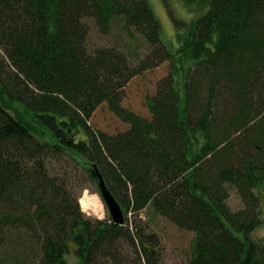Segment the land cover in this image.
<instances>
[{
    "label": "trees",
    "instance_id": "obj_1",
    "mask_svg": "<svg viewBox=\"0 0 264 264\" xmlns=\"http://www.w3.org/2000/svg\"><path fill=\"white\" fill-rule=\"evenodd\" d=\"M182 2L205 9L171 50L148 0H0V264H155V234L129 224L131 210L193 231L188 264H264L251 237L263 221L264 0ZM89 20L124 31L121 48L91 49ZM164 61L150 116L124 107L128 81ZM103 102L125 130L93 127ZM94 167L122 225L78 205L82 182L99 192Z\"/></svg>",
    "mask_w": 264,
    "mask_h": 264
},
{
    "label": "rangeland",
    "instance_id": "obj_2",
    "mask_svg": "<svg viewBox=\"0 0 264 264\" xmlns=\"http://www.w3.org/2000/svg\"><path fill=\"white\" fill-rule=\"evenodd\" d=\"M149 4L160 23L161 41L171 50L177 46L175 37L176 28L189 22L191 18L198 17L205 9V6L199 2L190 5L182 0H148ZM89 39L88 45L91 49L99 46H117L121 48V41L125 38L124 31L111 29L104 34L97 30L93 21L89 20ZM179 29V28H178ZM140 54V57L146 52V48ZM139 50V49H138ZM169 72V61H164L156 67H152L134 75L123 89V98L121 104L133 112L149 117L150 113L147 107L146 98L155 92L156 84L159 79L166 76ZM90 123L93 127L101 129L107 133H116L127 128L128 124L118 118L111 112L105 102L99 104L93 111ZM261 195L264 196V186L260 187ZM84 194H92L98 197L102 206L103 213L101 217L82 209L80 199ZM227 203L231 209L236 210L243 206V202L234 189H229ZM78 205L82 212L91 218L107 219L110 217L109 211L105 206L96 185L86 180L80 186ZM262 223L256 227L251 237L264 246V202L261 204ZM124 212V211H123ZM128 213L129 224L134 222L145 226L147 233L155 234V241L147 244L155 258V264H188L190 258V245L194 237V232L177 227L174 223L155 214H146L145 210L140 212ZM125 215V214H124ZM111 218V217H110ZM124 217V221H125ZM71 264H79L74 254L68 256ZM109 264V263H107Z\"/></svg>",
    "mask_w": 264,
    "mask_h": 264
},
{
    "label": "water",
    "instance_id": "obj_3",
    "mask_svg": "<svg viewBox=\"0 0 264 264\" xmlns=\"http://www.w3.org/2000/svg\"><path fill=\"white\" fill-rule=\"evenodd\" d=\"M93 175L98 180L99 194L109 211L111 221L114 222L115 224L122 225L124 223V212L120 203L115 198V196L110 192L109 188L106 186L98 168L94 167Z\"/></svg>",
    "mask_w": 264,
    "mask_h": 264
},
{
    "label": "bare ground",
    "instance_id": "obj_4",
    "mask_svg": "<svg viewBox=\"0 0 264 264\" xmlns=\"http://www.w3.org/2000/svg\"><path fill=\"white\" fill-rule=\"evenodd\" d=\"M82 209L86 212H91L98 217L103 213V206L97 196L92 194H84L80 199Z\"/></svg>",
    "mask_w": 264,
    "mask_h": 264
}]
</instances>
